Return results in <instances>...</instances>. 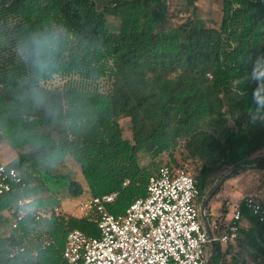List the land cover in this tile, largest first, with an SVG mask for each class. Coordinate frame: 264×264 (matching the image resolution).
Here are the masks:
<instances>
[{
	"label": "trees",
	"instance_id": "trees-1",
	"mask_svg": "<svg viewBox=\"0 0 264 264\" xmlns=\"http://www.w3.org/2000/svg\"><path fill=\"white\" fill-rule=\"evenodd\" d=\"M186 1L193 11L174 19V0H0V144L22 176L0 194V264H70V230L100 236L77 204L119 191L108 210L124 214L162 165L179 164V149L195 162L199 202L220 172L252 165L215 194L238 173L264 170V112L253 123L250 88L232 82L264 53V0H222L218 26L198 19L199 0ZM37 29L61 37L39 75L16 52ZM21 199L29 211L18 219ZM239 205L249 222L233 240L240 249L228 260L215 240L210 264H264V221ZM56 206L61 214L33 215Z\"/></svg>",
	"mask_w": 264,
	"mask_h": 264
},
{
	"label": "built area",
	"instance_id": "built-area-1",
	"mask_svg": "<svg viewBox=\"0 0 264 264\" xmlns=\"http://www.w3.org/2000/svg\"><path fill=\"white\" fill-rule=\"evenodd\" d=\"M21 182L18 170L0 161V194ZM118 195L119 191H113L77 204L74 212L78 215L94 213L100 236L70 230L63 251L70 264H206L211 241L235 240L243 227L239 205L220 236L212 235L204 224L199 202L201 191L188 163L162 165L150 177L147 195L134 200L124 214L116 215L108 210V205ZM261 198L260 190H252L243 197L242 205L264 221ZM27 202L18 201V219L29 211ZM52 213L61 214V207L56 206L53 212L37 210L33 215L36 219H47ZM13 225L16 226V221ZM218 227L214 225V229ZM19 251L25 252L26 248Z\"/></svg>",
	"mask_w": 264,
	"mask_h": 264
},
{
	"label": "rangeland",
	"instance_id": "rangeland-1",
	"mask_svg": "<svg viewBox=\"0 0 264 264\" xmlns=\"http://www.w3.org/2000/svg\"><path fill=\"white\" fill-rule=\"evenodd\" d=\"M198 19L207 26H218L222 17V0H199L197 3ZM195 5H188L186 0H174L172 5V14L174 19H183L193 11ZM110 21H115L113 17H109ZM116 30V29H115ZM120 123L127 138L132 137L131 121L128 117L120 119ZM1 151L5 155H13L14 151L10 146L2 145ZM176 158L179 163H188L191 170H194V164L187 162L182 149L176 152ZM168 159L167 155L163 156V161ZM146 156L142 157V163H148ZM222 175V172L219 173ZM217 183V182H216ZM252 190H260L264 199V170L253 169L244 173H238L231 177L222 189L215 195L212 205L215 214V220L220 221L221 229L224 224L230 223L235 209L241 203L243 197Z\"/></svg>",
	"mask_w": 264,
	"mask_h": 264
},
{
	"label": "clouds",
	"instance_id": "clouds-1",
	"mask_svg": "<svg viewBox=\"0 0 264 264\" xmlns=\"http://www.w3.org/2000/svg\"><path fill=\"white\" fill-rule=\"evenodd\" d=\"M60 39L58 32L32 30L20 38L16 52L21 60L31 63L39 75L40 71L51 63V56L54 50H58ZM232 82L250 88L249 116L255 123L254 113L264 112V53L256 56L251 62L250 69ZM235 91L239 92L240 88H236ZM37 99L38 102H42L39 97Z\"/></svg>",
	"mask_w": 264,
	"mask_h": 264
},
{
	"label": "crops",
	"instance_id": "crops-1",
	"mask_svg": "<svg viewBox=\"0 0 264 264\" xmlns=\"http://www.w3.org/2000/svg\"><path fill=\"white\" fill-rule=\"evenodd\" d=\"M2 145H6V144H0V161L1 162H9L12 158H13V156L15 155V152L13 153V155L11 154L10 156L9 155H5V154H3L2 153V151H1V147H2ZM8 146V145H7ZM187 160H189V161H191L193 164L195 163L192 159H187ZM195 165V164H194ZM219 174H217V175H215V181L217 182L218 180V178H219ZM222 177V176H221ZM220 177V178H221ZM227 182V181H226ZM226 182H225V184H226ZM216 184V183H215ZM214 184V185H215ZM224 184V185H225ZM214 185H213V187H214ZM223 185V186H224ZM212 187V188H213ZM212 188H211V190H212ZM223 188V187H222ZM221 188V189H222ZM210 190V191H211ZM209 191V192H210ZM209 194V193H208ZM216 195V194H215ZM215 195H213L212 196V198L210 199V201L208 202V204H207V206H209V209H210V213H209V217H208V219L206 218V221L203 219V221H204V224H205V226H206V228L207 229H209L210 230V232L212 233V235L214 236V237H219L220 236V234L222 233V229H221V224H220V221H218V220H215V214H214V209H213V205H212V200H213V198L215 197ZM208 196V195H207ZM206 196V197H207ZM206 199V198H205ZM205 199L203 200V202H200V205H201V208H202V205H203V203H204V201H205ZM207 206H206V208H207ZM239 206V205H238ZM218 225L219 227H218V229H214V225ZM226 225L227 224H224V226L223 227H226ZM243 226H249V222H248V220L247 219H244V222H243ZM217 241H219L220 242V244H221V248L223 249V250H228V252H229V254L227 255V259L229 260L230 258H231V256L232 255H236L237 253H238V251H239V246H238V243L236 242V241H233V240H230V241H228V242H223V241H221V240H217ZM213 251V246H212V244L210 243V246H209V254L211 253Z\"/></svg>",
	"mask_w": 264,
	"mask_h": 264
},
{
	"label": "water",
	"instance_id": "water-1",
	"mask_svg": "<svg viewBox=\"0 0 264 264\" xmlns=\"http://www.w3.org/2000/svg\"><path fill=\"white\" fill-rule=\"evenodd\" d=\"M263 164H258L257 166H261ZM252 167V165H242V166H237L234 168L229 169L228 171H226L222 177L217 181V183L214 185V187L212 188V190L209 192L208 196L206 197L203 205H202V218L206 221V206L208 204V202L210 201V199L212 198V196L215 194V192L218 190V188L223 184V182L226 180V178L233 174L236 173L237 171L242 170L243 168H250ZM211 235V233H210ZM211 244L213 246V251L208 255L207 258V262L206 264H210V261L215 253V242L211 241Z\"/></svg>",
	"mask_w": 264,
	"mask_h": 264
}]
</instances>
